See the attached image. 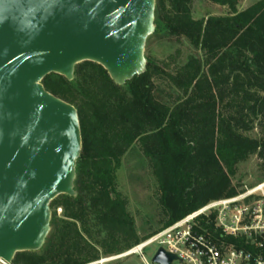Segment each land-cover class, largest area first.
<instances>
[{"label":"trees","instance_id":"1","mask_svg":"<svg viewBox=\"0 0 264 264\" xmlns=\"http://www.w3.org/2000/svg\"><path fill=\"white\" fill-rule=\"evenodd\" d=\"M209 1L228 13L195 19L194 0H156L157 27L187 38L203 58L191 55L175 70L148 60L126 88L91 61L76 66L72 81L55 73L43 79L78 110V196L52 201L64 213L54 210L45 245L17 253L12 264H89L121 253L209 202L240 193L233 178L252 156L264 179V0L241 10L238 0ZM256 128L260 134L252 137ZM134 145L150 164L166 217L143 238L117 190L116 172Z\"/></svg>","mask_w":264,"mask_h":264},{"label":"water","instance_id":"2","mask_svg":"<svg viewBox=\"0 0 264 264\" xmlns=\"http://www.w3.org/2000/svg\"><path fill=\"white\" fill-rule=\"evenodd\" d=\"M155 11L156 0H0V259L41 250L52 201L77 195L78 110L43 79L72 81L91 61L125 85L147 69ZM175 259L161 248L154 262Z\"/></svg>","mask_w":264,"mask_h":264},{"label":"built area","instance_id":"3","mask_svg":"<svg viewBox=\"0 0 264 264\" xmlns=\"http://www.w3.org/2000/svg\"><path fill=\"white\" fill-rule=\"evenodd\" d=\"M161 248L176 256L172 264H264V181L211 201L127 250L89 264H117L134 256L143 264H159L154 257Z\"/></svg>","mask_w":264,"mask_h":264},{"label":"rangeland","instance_id":"4","mask_svg":"<svg viewBox=\"0 0 264 264\" xmlns=\"http://www.w3.org/2000/svg\"><path fill=\"white\" fill-rule=\"evenodd\" d=\"M238 1V8L241 10L260 0ZM192 13L195 19L207 18L209 16H224L228 13V7L215 4L209 0H194ZM191 55L199 58L204 57V53L197 50L187 38L171 36L165 28L162 30L156 25L154 33L148 38L146 58L147 60H152L160 67H163L167 63L170 70H175L176 67L186 63L188 57ZM155 84L160 85L159 80L156 79ZM161 84L164 86L163 83ZM124 87L126 88L125 85ZM167 91L172 95L175 94L174 90L167 89ZM165 99L169 100L170 97L167 95ZM259 134L258 128L250 133L252 137H257ZM259 163L260 161L257 156H252L248 160L238 164L233 183L238 187L240 192L264 181V179L260 178ZM116 175L117 190L127 200V208L134 218L139 237L143 238L161 228L162 222L166 217L159 200L160 191L158 183L147 158L141 153L138 145H134L122 158ZM77 196L78 191L77 195L73 197L76 198ZM58 208L63 209V206L56 207L54 204H51L52 216L55 209L57 210L58 217L63 216L64 210L60 213L58 212ZM155 249L156 247L154 246L147 251L148 258H151ZM117 264H143V262H141L139 257L134 256Z\"/></svg>","mask_w":264,"mask_h":264}]
</instances>
